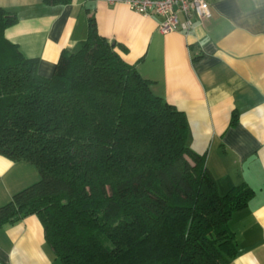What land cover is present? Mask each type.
Instances as JSON below:
<instances>
[{"label": "trees", "instance_id": "obj_1", "mask_svg": "<svg viewBox=\"0 0 264 264\" xmlns=\"http://www.w3.org/2000/svg\"><path fill=\"white\" fill-rule=\"evenodd\" d=\"M15 22L0 8V156L32 164L39 179L0 206V227L36 216L62 264H229V222L252 191L218 192L184 114L93 17L49 77L5 38Z\"/></svg>", "mask_w": 264, "mask_h": 264}, {"label": "crops", "instance_id": "obj_2", "mask_svg": "<svg viewBox=\"0 0 264 264\" xmlns=\"http://www.w3.org/2000/svg\"><path fill=\"white\" fill-rule=\"evenodd\" d=\"M87 1L0 0L16 17L4 36L49 77L60 53L85 40L93 17L152 92L184 114L189 146L204 156L218 192L241 184L252 191L229 222L236 243L229 264H264V0H208L211 17L187 33H160V17L120 2L95 0L87 9ZM38 179L32 164L0 156V206ZM0 264L62 263L30 215L0 227Z\"/></svg>", "mask_w": 264, "mask_h": 264}, {"label": "built area", "instance_id": "obj_3", "mask_svg": "<svg viewBox=\"0 0 264 264\" xmlns=\"http://www.w3.org/2000/svg\"><path fill=\"white\" fill-rule=\"evenodd\" d=\"M120 2L142 15L161 18L157 25L160 33H187L195 20L206 21L211 17L208 0H106Z\"/></svg>", "mask_w": 264, "mask_h": 264}, {"label": "water", "instance_id": "obj_4", "mask_svg": "<svg viewBox=\"0 0 264 264\" xmlns=\"http://www.w3.org/2000/svg\"><path fill=\"white\" fill-rule=\"evenodd\" d=\"M95 0H88L86 3V8L87 9H92L94 7Z\"/></svg>", "mask_w": 264, "mask_h": 264}]
</instances>
